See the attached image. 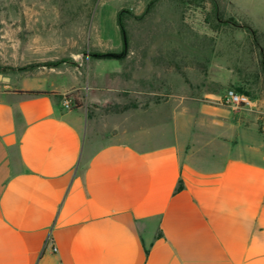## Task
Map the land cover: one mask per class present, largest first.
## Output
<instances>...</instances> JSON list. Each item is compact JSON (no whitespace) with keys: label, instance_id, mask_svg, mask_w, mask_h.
Here are the masks:
<instances>
[{"label":"crops","instance_id":"0c3cea01","mask_svg":"<svg viewBox=\"0 0 264 264\" xmlns=\"http://www.w3.org/2000/svg\"><path fill=\"white\" fill-rule=\"evenodd\" d=\"M53 16L0 25V264H264V95L94 115Z\"/></svg>","mask_w":264,"mask_h":264},{"label":"rangeland","instance_id":"374dc122","mask_svg":"<svg viewBox=\"0 0 264 264\" xmlns=\"http://www.w3.org/2000/svg\"><path fill=\"white\" fill-rule=\"evenodd\" d=\"M55 13L72 25L56 28L64 54L101 86L87 105L94 115L119 122L162 106L191 117L207 94L264 95V0H0V25ZM83 88L74 108L86 105Z\"/></svg>","mask_w":264,"mask_h":264},{"label":"built area","instance_id":"2783aa9c","mask_svg":"<svg viewBox=\"0 0 264 264\" xmlns=\"http://www.w3.org/2000/svg\"><path fill=\"white\" fill-rule=\"evenodd\" d=\"M223 103L229 106H234L237 108H244L252 103V98L244 93L236 92L233 89H228L224 92L222 96ZM62 107L65 110H72L75 107L74 99L71 97H65L62 100ZM49 243L52 244L53 251H56V247L53 243V240L49 238Z\"/></svg>","mask_w":264,"mask_h":264},{"label":"trees","instance_id":"16d2710c","mask_svg":"<svg viewBox=\"0 0 264 264\" xmlns=\"http://www.w3.org/2000/svg\"><path fill=\"white\" fill-rule=\"evenodd\" d=\"M230 89H233V90H235L236 92H239V93H244V94L248 95L249 97L254 98L253 94H250L249 91L244 90L241 87H239V88H230ZM25 93L28 94V95H39V94H41L40 92H25ZM182 188H183V185L180 184L179 185V189H182Z\"/></svg>","mask_w":264,"mask_h":264},{"label":"water","instance_id":"95a60500","mask_svg":"<svg viewBox=\"0 0 264 264\" xmlns=\"http://www.w3.org/2000/svg\"><path fill=\"white\" fill-rule=\"evenodd\" d=\"M0 80H7V77H5L2 74H0Z\"/></svg>","mask_w":264,"mask_h":264}]
</instances>
